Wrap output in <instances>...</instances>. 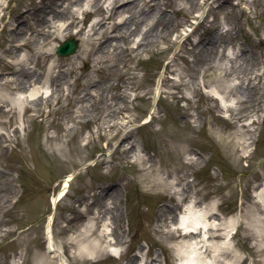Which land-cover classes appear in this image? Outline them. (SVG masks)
I'll list each match as a JSON object with an SVG mask.
<instances>
[{
    "label": "rangeland",
    "instance_id": "1",
    "mask_svg": "<svg viewBox=\"0 0 264 264\" xmlns=\"http://www.w3.org/2000/svg\"><path fill=\"white\" fill-rule=\"evenodd\" d=\"M144 1L136 0L131 10H144V22L127 25L139 35L147 29L157 44L137 57L96 67L94 56L74 55L101 9L87 15L78 10L83 33L73 26L41 48L43 39H27V33L46 27L36 10L43 2L0 0L1 95L6 81L24 80L23 60L38 64L39 72L49 63H72L77 72L100 80L88 88L75 80L77 73H64L69 80L59 96L38 100V112L27 109L12 118L0 112V264L41 259L50 218L54 242L69 264H134L141 247L151 256L160 253L163 264L185 263L169 252L170 240L160 242L156 229L161 207L175 206L179 217L195 203L191 197L217 212L219 221L236 222L228 226L227 250L240 264H264V238L256 244L258 230L264 237V212L254 204L264 189V77L256 87L251 77L264 73V0H155L159 9L145 8ZM69 36L79 38V48L59 56L56 47ZM223 81L230 84L225 103L207 93ZM92 207L111 208L102 224L114 228L115 240L124 238L120 257L109 250L94 260L74 256L69 239L90 223Z\"/></svg>",
    "mask_w": 264,
    "mask_h": 264
},
{
    "label": "bare ground",
    "instance_id": "2",
    "mask_svg": "<svg viewBox=\"0 0 264 264\" xmlns=\"http://www.w3.org/2000/svg\"><path fill=\"white\" fill-rule=\"evenodd\" d=\"M102 0H54L53 4H49L48 0H41L44 5H37L38 11H41L42 22L46 27L41 28H30V33L24 31V33L29 34L27 39H37L42 38V46L44 48L48 43L64 38L67 33L71 32L73 26H78L80 20L77 15L78 10H81L86 15L101 9L103 14L98 17L91 24L87 36L83 37L84 47L79 49V52L74 55V58L89 59L91 56L92 63L96 67L98 63L108 62V66H113L116 58L123 56H129L134 54L136 57L146 52L150 46L157 44L158 37L148 38L147 29L144 35H139L132 28V26L127 25L132 20H137V25H141L145 20L146 12L142 10V15H135L131 10L139 5L135 3L136 0H109L107 4H102ZM143 5L147 9H159L160 6L157 5L155 0H145ZM77 7V10L74 9ZM161 10V9H160ZM27 11V10H26ZM129 12L130 14H126ZM58 17L60 22H56L55 18ZM156 23V21H154ZM159 22V20H158ZM157 23L154 25V27ZM111 28V30H107ZM104 28L101 32L99 29ZM86 29L84 26H78L76 29V34L83 33ZM115 32V33H114ZM108 33V34H107ZM23 42V45L27 46L28 41ZM114 39H120L117 45H113ZM110 45H113L111 48ZM92 52H95L92 55ZM148 52V51H147ZM42 54L49 57L50 53L47 51H42ZM98 56V57H97ZM51 59V57L49 58ZM96 59L97 63L93 60ZM125 66V65H124ZM100 69V68H99ZM19 70H25V78L23 81L17 83L16 80L10 79L6 81V86H9L4 94H0V112L1 116L10 115L11 118L18 115H22L27 109L33 112H38L43 102V97L48 99H54L56 93H58V88L62 86L63 83H67L69 78L65 79L63 74L71 76L72 73H77L75 80L81 85L93 87L97 86L100 80L94 76H86L82 72H77L76 68L72 63L68 64H54L49 63L44 67L43 71L39 72V65L33 64L29 65L27 61L23 60ZM119 70V69H117ZM16 71H12L11 74H15ZM124 74V73H123ZM120 74V76H123ZM259 75L261 73H256L255 76H251L252 87L257 85L261 86ZM13 82V84H11ZM107 85L110 86L114 84L107 81ZM204 85H206L204 83ZM28 86L31 90L28 91ZM230 84L223 81L217 85L210 86L207 88V93L213 96L215 99L221 100L225 103L228 99L227 91ZM248 90V89H247ZM161 89L159 86L157 88L155 99L159 98ZM263 93V92H262ZM86 94L80 96L79 99H84ZM118 111L119 106L114 108ZM89 120V119H88ZM0 122H3L0 120ZM124 137L122 141L126 140ZM134 147V144H132ZM247 152V150H245ZM72 178V174H68L64 179V188L60 195L65 193L66 188L69 186V181ZM170 184V183H166ZM105 192V190H102ZM109 194L110 191H106ZM256 202L254 203L257 207L262 210L264 206V189L260 194L255 195ZM173 199V198H172ZM194 200L195 203H191L188 213L181 214L179 217L175 215V206L170 204H165L164 207L160 208L159 218L162 222L161 227L158 230L159 240L171 241L170 253L180 256V258H185L187 261L182 260L181 264H240L241 258L236 254L232 255L228 252L227 248L230 247L231 240V228L234 227L235 221H219L217 212H210L209 207H200L198 202L195 201L194 197L190 198V201ZM117 200L114 202L117 205ZM104 206V205H103ZM94 207V206H93ZM91 208L90 223L83 228L76 236H72L69 239L70 247H76L75 255L90 258L92 260L96 259L99 255H102L105 251L114 257H120L122 255V249L118 246L124 241L121 237L115 240L113 235L114 228L105 227L103 222V217L108 213L106 210H96ZM117 216H120L118 214ZM116 216V217H117ZM52 218L49 219L47 225V241H48V251L43 252L41 259H36L35 264H54L55 261L58 264H69L65 253L60 247H57L54 242L53 232H52ZM257 235L261 236L256 244L259 246L262 242L263 235L261 230H258ZM164 237V238H163ZM255 244V245H256ZM148 252L143 251V247L139 251L133 254L132 258L134 264H163V258H161L160 253L149 255ZM234 256L232 259L231 257ZM96 261V260H95ZM178 264V263H177Z\"/></svg>",
    "mask_w": 264,
    "mask_h": 264
},
{
    "label": "water",
    "instance_id": "3",
    "mask_svg": "<svg viewBox=\"0 0 264 264\" xmlns=\"http://www.w3.org/2000/svg\"><path fill=\"white\" fill-rule=\"evenodd\" d=\"M79 46V40L70 37L64 40L56 49L57 54L61 56H67L74 53Z\"/></svg>",
    "mask_w": 264,
    "mask_h": 264
}]
</instances>
